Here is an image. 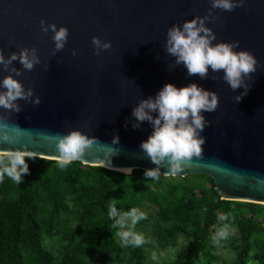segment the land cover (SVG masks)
<instances>
[{
    "label": "water",
    "instance_id": "water-1",
    "mask_svg": "<svg viewBox=\"0 0 264 264\" xmlns=\"http://www.w3.org/2000/svg\"><path fill=\"white\" fill-rule=\"evenodd\" d=\"M210 9L209 0H0V50L5 58L35 47L41 61L32 71L13 63L22 72L13 78L31 88L33 99L39 96L41 103L17 101L22 108L18 113L0 108V118L7 120L16 141L0 142V151L27 150L55 161L58 141L53 137L78 130L98 142L75 162L117 172L154 169L140 148L153 128L145 121L134 129L132 110L166 84L182 88L195 83L219 97L217 109L203 113L210 122L201 133L206 138L203 157L193 158L175 176L164 175V167L160 176L205 174L222 200L264 206V0H246L232 12L216 9L215 22L206 24L216 36L213 44L238 41L234 51H248L258 61L241 102L234 98L243 88L233 91L222 79L189 77L165 51L170 27L202 18ZM41 20L69 31L64 49L55 56L53 33L41 31ZM94 36L112 47L96 56ZM7 75L0 71V81ZM209 75L222 77L223 72L209 69ZM115 137L118 144L112 143ZM110 150L118 155L110 157L109 165L105 153Z\"/></svg>",
    "mask_w": 264,
    "mask_h": 264
},
{
    "label": "trees",
    "instance_id": "trees-1",
    "mask_svg": "<svg viewBox=\"0 0 264 264\" xmlns=\"http://www.w3.org/2000/svg\"><path fill=\"white\" fill-rule=\"evenodd\" d=\"M26 163L30 174L21 184L6 175L0 182V264H146L148 248L174 246L182 234L190 237L184 253L164 264H213L216 247L234 253L226 264H264V206L222 200L205 174L191 175L193 184L190 177L148 180L141 170L126 175L79 162L61 168L37 157ZM112 200L121 214L152 206L134 231L151 228L155 241L122 246L108 216ZM225 224L231 234L217 243ZM54 238L62 243L57 253L46 243Z\"/></svg>",
    "mask_w": 264,
    "mask_h": 264
},
{
    "label": "clouds",
    "instance_id": "clouds-1",
    "mask_svg": "<svg viewBox=\"0 0 264 264\" xmlns=\"http://www.w3.org/2000/svg\"><path fill=\"white\" fill-rule=\"evenodd\" d=\"M211 9L204 17L185 21L181 25H173L167 31L165 51L175 58V65H183L189 77L198 76L201 80L211 78L212 80L222 79L233 91L243 88L244 91L235 96V102L239 103L248 94L251 86L246 80H251L252 74L257 70L258 61L248 51H234L239 47V42L216 43V36L212 29L206 26L207 23L215 22L217 17L213 12L216 9L232 12L236 8L244 7L246 0H209ZM41 31L47 34L53 33L52 40L54 49L52 55L64 49L69 31L66 27L57 29L55 24L47 25L45 20L40 21ZM91 43L95 49V55L99 56L102 51L109 50L111 42L102 41L98 37H92ZM73 55L76 53L73 51ZM18 61L23 70L32 71L35 65L41 63L35 47L29 49L21 48L17 52H12L5 58L3 50H0V71L7 72L0 81V108L8 112H20L21 106L17 101L23 100L34 106L41 103L39 96L34 99V92L31 88L25 89L24 85L17 79L22 72L13 66ZM223 72L222 77L209 75ZM219 103V97L215 92L206 91L195 83L186 87L177 88L173 84H166L153 97L142 99L132 110V116L136 123L132 127L139 128L147 121L153 128L148 139L140 144V148L145 157L156 165L154 169L146 170L144 176L148 180L159 179L161 169L167 167L168 172L164 175L175 176L183 172L185 165L192 162L193 158L203 157V145L206 138L201 135L210 122L206 120L203 113L214 112ZM153 113L156 115L154 116ZM17 130L20 128L14 126ZM9 123L6 119L0 118V142L13 144L16 141L9 135ZM53 139L58 142L55 150L58 153L54 156L55 161L61 168L69 164L82 160L86 150L98 140L89 138L81 131L72 130L67 135H57ZM113 144H118L119 139L115 137ZM118 155V151L105 153V157ZM27 159H36V154L31 151L7 150L0 151V182H3L5 175L16 184H21L22 177L30 174ZM119 171L130 175L133 169H120ZM109 206L108 216L114 221L112 227L118 228L116 235L120 238L124 247H140L145 243L144 237L134 231L135 226L141 220L147 219L144 212L137 208L121 214L118 212L115 202ZM220 221L228 219L226 215L218 217ZM230 228L224 225L216 233L217 243L227 240L230 235ZM153 260L157 259L156 253H152Z\"/></svg>",
    "mask_w": 264,
    "mask_h": 264
},
{
    "label": "rangeland",
    "instance_id": "rangeland-1",
    "mask_svg": "<svg viewBox=\"0 0 264 264\" xmlns=\"http://www.w3.org/2000/svg\"><path fill=\"white\" fill-rule=\"evenodd\" d=\"M190 176L191 175L185 176V177H190ZM165 178L167 180L173 179L175 181H181V178H183V177L177 176V177H165ZM188 181L190 183H193V184L196 183V180L193 179V177H190ZM139 210L144 212L145 215H149L153 212V208L150 205L142 207V209L140 208ZM139 233L141 235H144L143 237H145L148 241H155V238L151 235V233H152L151 228L145 230V232L143 230H141ZM189 239H190V237L188 234H182V235H179L177 237L176 244L174 246L160 247L158 245H155L153 247L148 248L146 264H164V263H169V262L175 260L176 258H178L179 256H181L184 253ZM46 243L49 246V249L52 250L54 253H57L59 251V245L62 244V243L60 244V242L58 241V238H54L51 241H48ZM154 252L157 255L156 260H153L151 258L152 253H154ZM213 253L218 258V261H216L213 264H226V262H229V261L233 260V258H234V253L229 249H222L220 247H216L215 251ZM121 259L123 260V262H125L127 260V254L125 252L122 253ZM251 264H256V262H253Z\"/></svg>",
    "mask_w": 264,
    "mask_h": 264
}]
</instances>
